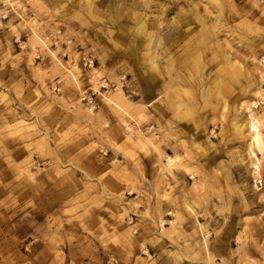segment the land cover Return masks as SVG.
I'll return each instance as SVG.
<instances>
[{"label": "rangeland", "instance_id": "rangeland-1", "mask_svg": "<svg viewBox=\"0 0 264 264\" xmlns=\"http://www.w3.org/2000/svg\"><path fill=\"white\" fill-rule=\"evenodd\" d=\"M255 90L264 0H0V264H264Z\"/></svg>", "mask_w": 264, "mask_h": 264}, {"label": "bare ground", "instance_id": "bare-ground-1", "mask_svg": "<svg viewBox=\"0 0 264 264\" xmlns=\"http://www.w3.org/2000/svg\"><path fill=\"white\" fill-rule=\"evenodd\" d=\"M150 78V77H149ZM146 78L145 80L148 83V80L151 79ZM146 84H144V87ZM250 99L248 100V103L246 104V108L248 109V120H247V130L249 134V151L250 155L253 157V162L251 163V173L253 176L258 179L260 177V169L262 164V158L264 157V135L262 133L261 128L263 127L262 121L257 117L256 111L253 109V107L256 106V101L254 99L264 100V97L260 90H255L254 92H249ZM108 100H111L109 97H107ZM252 105V106H251ZM123 122L125 123L126 120L123 119ZM125 127L128 131H132V128L129 126V124L126 122ZM145 144L153 145L151 140L148 138H145L144 141ZM261 157H260V156ZM172 165V160L170 158L167 159V162L164 163L161 161V169L163 171V174L169 173L170 166ZM262 194L264 195V190L262 191Z\"/></svg>", "mask_w": 264, "mask_h": 264}]
</instances>
